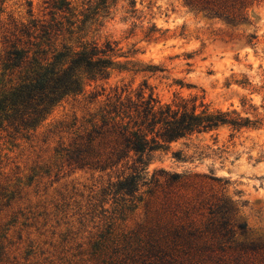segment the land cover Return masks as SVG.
<instances>
[{"label": "rangeland", "instance_id": "374dc122", "mask_svg": "<svg viewBox=\"0 0 264 264\" xmlns=\"http://www.w3.org/2000/svg\"><path fill=\"white\" fill-rule=\"evenodd\" d=\"M43 1L0 0V51L13 24L44 16ZM129 1L117 0L101 26L75 29L59 41L110 43L106 80L61 100L30 136L12 138L0 128V264H103L93 244L109 223L116 239L163 226L195 232L191 246H210L209 258L221 264H264V250L237 260L233 249L264 241V0H228L229 18L201 9L203 0H132L135 12L126 13ZM151 66L157 70L148 71ZM6 79L0 75V83ZM141 88L161 104L196 100L249 123L238 130L223 124L147 153L140 200L121 214L120 195L106 192L123 168L60 163L54 149L69 136L57 125L79 121L115 94L134 98ZM223 200L231 223L246 224L244 234L236 227L232 238L214 231L219 215L209 210Z\"/></svg>", "mask_w": 264, "mask_h": 264}, {"label": "trees", "instance_id": "16d2710c", "mask_svg": "<svg viewBox=\"0 0 264 264\" xmlns=\"http://www.w3.org/2000/svg\"><path fill=\"white\" fill-rule=\"evenodd\" d=\"M116 1L81 0L77 4L72 0H44L42 18L13 24L10 34L3 38L0 51V75L7 76L0 83V128L10 137L30 136L61 100L82 94L86 83L109 77L112 64L109 55L114 51L110 43L102 47L95 42L72 46L59 41L75 29L101 26ZM208 3L210 0H203L201 9L229 18L228 0L219 1L216 8L207 7ZM127 7L126 13L135 12L134 1H129ZM31 11L27 13L32 17ZM147 70L155 71L157 67ZM143 86L145 89L146 83ZM97 95L98 92H92L89 103ZM248 123L249 120L228 112L211 111L196 100L161 104L152 93L145 96L141 88L134 98L122 97V93L107 97L79 121L74 117L70 123L59 122L58 131L67 133L69 140L66 144L58 143L54 156L73 169L123 168L116 181L108 184L106 194L120 195L119 210L124 214L134 210L140 200L136 194L140 182L145 184L141 175L147 166V153L166 149L171 142L215 130L223 124L238 130ZM124 169L130 173L124 175ZM230 210L224 200L209 210L219 215L214 231L222 238H232L234 227L242 234L246 230L244 222L231 223ZM111 225H107L108 230L93 244L103 264H205L207 261L221 264L220 258H209L213 252L210 246H191L195 232L170 233L163 226H156L142 236L132 233L116 239ZM217 249L225 252L221 245ZM233 249L239 260L248 253L263 251L264 241L258 238L241 242ZM180 257L184 259L178 260Z\"/></svg>", "mask_w": 264, "mask_h": 264}]
</instances>
